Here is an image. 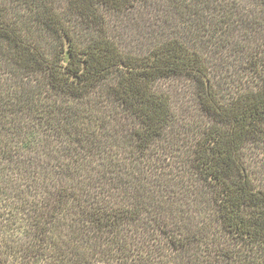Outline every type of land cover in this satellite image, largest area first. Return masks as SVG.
<instances>
[{
  "label": "trees",
  "instance_id": "1",
  "mask_svg": "<svg viewBox=\"0 0 264 264\" xmlns=\"http://www.w3.org/2000/svg\"><path fill=\"white\" fill-rule=\"evenodd\" d=\"M139 1L68 0L78 38L53 0L32 20L0 0V264H264L244 155L264 142V0H173L172 30L126 52L104 10ZM181 74L208 119L185 158L153 86Z\"/></svg>",
  "mask_w": 264,
  "mask_h": 264
},
{
  "label": "rangeland",
  "instance_id": "2",
  "mask_svg": "<svg viewBox=\"0 0 264 264\" xmlns=\"http://www.w3.org/2000/svg\"><path fill=\"white\" fill-rule=\"evenodd\" d=\"M2 1L8 3L15 12L26 20H32L40 3V0ZM67 1L53 0L54 7L62 12L75 36L86 38L88 34L93 33V30L80 24L75 15L67 8ZM172 1L143 0L127 10L105 9L109 35L126 52H145L172 30L174 18H176ZM41 35L42 42L51 46L50 49L53 48L55 40L52 35L45 31H41ZM153 86L170 95L173 122L168 129L167 137H177L179 141H182L180 150L183 151L182 156L185 158L190 154L194 133L197 134L200 125L208 121L198 104L195 81L190 76L181 74L160 78L154 82ZM160 143L163 144L164 141L161 140ZM244 155L252 174L259 182H264V142H249L245 147ZM164 162L167 163L166 168L169 170L170 161L168 158Z\"/></svg>",
  "mask_w": 264,
  "mask_h": 264
}]
</instances>
